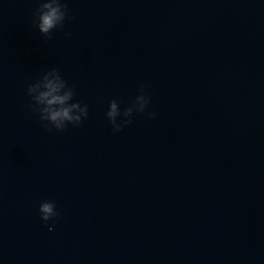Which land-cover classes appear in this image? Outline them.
I'll return each mask as SVG.
<instances>
[{
	"label": "water",
	"instance_id": "95a60500",
	"mask_svg": "<svg viewBox=\"0 0 264 264\" xmlns=\"http://www.w3.org/2000/svg\"><path fill=\"white\" fill-rule=\"evenodd\" d=\"M64 2L45 43L39 0H0V264H264V0ZM52 67L88 116L48 132Z\"/></svg>",
	"mask_w": 264,
	"mask_h": 264
},
{
	"label": "clouds",
	"instance_id": "9594fccd",
	"mask_svg": "<svg viewBox=\"0 0 264 264\" xmlns=\"http://www.w3.org/2000/svg\"><path fill=\"white\" fill-rule=\"evenodd\" d=\"M34 24L38 31L45 37V43L51 39L54 29L63 30L64 21L73 19L69 15L67 3L64 0H39L38 7L33 11ZM71 33L65 32V36ZM74 87L69 85L60 74L59 69L52 67L34 82L27 85V95L32 103L28 105L32 113L38 114L41 127L51 132L53 129L63 131L69 124L79 126L88 116V105L74 101ZM148 87L145 83L137 86V94L128 106L120 108L116 99L108 101L105 116L112 127V131L119 132L125 125L132 122L133 113H145L150 97L146 92ZM43 89L37 91L38 89ZM147 118H155V112L148 111ZM117 117L121 119L118 121ZM39 217L47 222L59 216L55 201L41 200L38 205ZM49 230H52L49 225Z\"/></svg>",
	"mask_w": 264,
	"mask_h": 264
}]
</instances>
